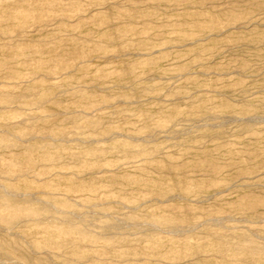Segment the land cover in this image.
<instances>
[{
	"label": "rangeland",
	"instance_id": "1",
	"mask_svg": "<svg viewBox=\"0 0 264 264\" xmlns=\"http://www.w3.org/2000/svg\"><path fill=\"white\" fill-rule=\"evenodd\" d=\"M0 264H264V0H0Z\"/></svg>",
	"mask_w": 264,
	"mask_h": 264
},
{
	"label": "bare ground",
	"instance_id": "2",
	"mask_svg": "<svg viewBox=\"0 0 264 264\" xmlns=\"http://www.w3.org/2000/svg\"><path fill=\"white\" fill-rule=\"evenodd\" d=\"M177 232V231H176Z\"/></svg>",
	"mask_w": 264,
	"mask_h": 264
}]
</instances>
